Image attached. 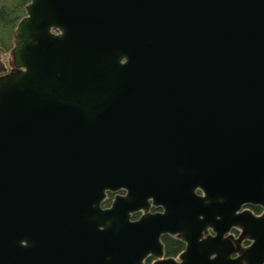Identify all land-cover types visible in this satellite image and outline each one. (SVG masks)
<instances>
[{"label":"water","instance_id":"1","mask_svg":"<svg viewBox=\"0 0 264 264\" xmlns=\"http://www.w3.org/2000/svg\"><path fill=\"white\" fill-rule=\"evenodd\" d=\"M24 11L0 76V264H264V215L240 212L264 207V0ZM148 201L164 213L130 223Z\"/></svg>","mask_w":264,"mask_h":264},{"label":"trees","instance_id":"2","mask_svg":"<svg viewBox=\"0 0 264 264\" xmlns=\"http://www.w3.org/2000/svg\"><path fill=\"white\" fill-rule=\"evenodd\" d=\"M29 0H0V49L7 52L11 47V35L17 22L24 16L23 7ZM166 257L176 258L183 245L168 236L163 237Z\"/></svg>","mask_w":264,"mask_h":264},{"label":"flooded vegetation","instance_id":"3","mask_svg":"<svg viewBox=\"0 0 264 264\" xmlns=\"http://www.w3.org/2000/svg\"><path fill=\"white\" fill-rule=\"evenodd\" d=\"M195 195L196 197H203V193L200 189H196L195 190ZM123 197H126V194L122 191H119V192H116V193H107L100 205V208L101 210H107V209H111L114 202L116 201L117 198H123ZM242 211H248L250 212L255 218H260L264 215V207L262 206H259V205H254V206H245V207H242V209L240 210V212ZM164 213V210L161 209V208H155V207H152L151 203L148 201V203L146 204L145 208H141V210L139 211H136V212H130L129 215H128V220L130 223H133V222H136L138 220H140L141 218L144 219V217L148 218L149 215H154V214H162ZM204 234V237L203 238H206L207 235L209 236H213L214 233L212 232L211 229H208L206 230ZM240 235V232L236 229H233L227 236L228 237H231L232 239L236 240L238 239ZM165 236H168L170 238H173L177 241H179L182 245H183V249L182 251H184L186 249V243L180 239H178L176 236H170V235H163L161 238H160V242L162 243V245L164 246L163 244V237ZM250 244V242L248 241H242L240 243V247L241 248H246L248 247ZM181 251V252H182ZM165 258H169V257H166L164 255ZM171 258V257H170ZM177 258V257H176ZM154 262L153 259H145L144 260V264H152Z\"/></svg>","mask_w":264,"mask_h":264},{"label":"rangeland","instance_id":"4","mask_svg":"<svg viewBox=\"0 0 264 264\" xmlns=\"http://www.w3.org/2000/svg\"><path fill=\"white\" fill-rule=\"evenodd\" d=\"M8 57H9V50L7 52H4L0 49V75L9 71V66L7 63Z\"/></svg>","mask_w":264,"mask_h":264}]
</instances>
